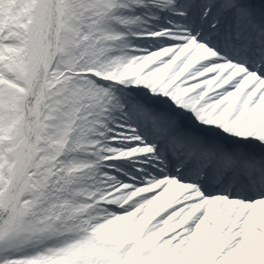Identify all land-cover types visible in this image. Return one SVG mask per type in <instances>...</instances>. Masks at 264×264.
<instances>
[{"label":"snow or ice","instance_id":"obj_1","mask_svg":"<svg viewBox=\"0 0 264 264\" xmlns=\"http://www.w3.org/2000/svg\"><path fill=\"white\" fill-rule=\"evenodd\" d=\"M0 264H264V0H0Z\"/></svg>","mask_w":264,"mask_h":264}]
</instances>
